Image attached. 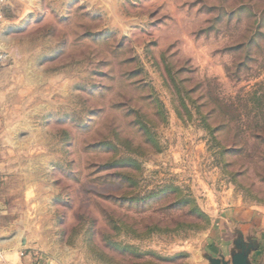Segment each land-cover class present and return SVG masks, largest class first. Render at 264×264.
Here are the masks:
<instances>
[{
  "label": "rangeland",
  "instance_id": "rangeland-1",
  "mask_svg": "<svg viewBox=\"0 0 264 264\" xmlns=\"http://www.w3.org/2000/svg\"><path fill=\"white\" fill-rule=\"evenodd\" d=\"M0 50V193L38 254L213 264L223 209H264V0H10Z\"/></svg>",
  "mask_w": 264,
  "mask_h": 264
},
{
  "label": "crops",
  "instance_id": "crops-1",
  "mask_svg": "<svg viewBox=\"0 0 264 264\" xmlns=\"http://www.w3.org/2000/svg\"><path fill=\"white\" fill-rule=\"evenodd\" d=\"M2 71L0 67V105ZM222 214L224 227L220 229L217 225L215 235L206 246L212 259L231 264L234 255L239 253L246 256L249 264H264V209L244 207L238 202L223 209ZM21 216V221L14 218L15 211L7 207L0 193V264H58L34 251L33 239L27 234L31 230L27 225L29 215ZM252 237L258 242L255 251Z\"/></svg>",
  "mask_w": 264,
  "mask_h": 264
},
{
  "label": "water",
  "instance_id": "water-1",
  "mask_svg": "<svg viewBox=\"0 0 264 264\" xmlns=\"http://www.w3.org/2000/svg\"><path fill=\"white\" fill-rule=\"evenodd\" d=\"M213 264H228L226 262H220L218 259H212ZM231 264H249L246 262V256L242 254H235Z\"/></svg>",
  "mask_w": 264,
  "mask_h": 264
},
{
  "label": "built area",
  "instance_id": "built-area-1",
  "mask_svg": "<svg viewBox=\"0 0 264 264\" xmlns=\"http://www.w3.org/2000/svg\"><path fill=\"white\" fill-rule=\"evenodd\" d=\"M10 0H0V11H1V9L3 8V6L6 4V3H8ZM3 55H2V53H0V63L2 62V60H3Z\"/></svg>",
  "mask_w": 264,
  "mask_h": 264
}]
</instances>
